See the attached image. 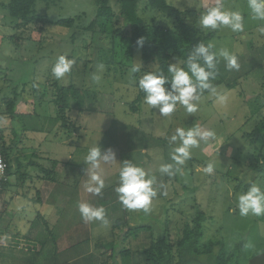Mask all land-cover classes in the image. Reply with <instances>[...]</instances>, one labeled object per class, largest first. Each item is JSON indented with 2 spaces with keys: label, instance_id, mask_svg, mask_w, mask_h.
Returning <instances> with one entry per match:
<instances>
[{
  "label": "rangeland",
  "instance_id": "374dc122",
  "mask_svg": "<svg viewBox=\"0 0 264 264\" xmlns=\"http://www.w3.org/2000/svg\"><path fill=\"white\" fill-rule=\"evenodd\" d=\"M167 1L190 11L188 20L196 26L203 9L216 2ZM222 2L227 9L242 12L245 28L233 32L222 27L215 30L217 34L210 42L217 50L227 48L234 53L240 69L229 71L221 58L224 82L215 87L216 92H203L195 114L178 105L169 116L148 106L145 96L133 111V102L142 92L139 79L146 72H154L157 63L144 61L139 48H133L131 55L128 38L112 40L96 26L85 33L76 32L75 38L69 29L49 23L44 31L39 24L17 29V18L3 13L0 6V129L11 148L12 165L10 183L0 194V250L12 253L0 258V264H22L19 252L14 251L38 250L27 245L32 244L28 240L46 236L58 238L51 250V254L56 253L51 264H108L112 251L104 245L110 241L117 244V256L130 248L133 264H151L147 261L148 248L161 235L168 237L176 258L184 222L192 220L199 209L206 214L205 238L217 236L220 229L218 235L242 260L264 252L263 216H241L238 208V196L251 184L264 187V172L255 167L264 162V140L255 131L256 119L250 118L264 100V68H258L264 58V21L252 19L248 0ZM35 9L50 20L76 16V25L86 26L96 18L97 2L37 0ZM138 13L160 40L170 42L167 36L173 39L172 35L179 38L181 30L175 17L150 7L149 0L139 1ZM42 34L47 35L46 41ZM51 43L55 44L52 54L51 47L41 50L42 45ZM60 55L74 58L75 64L70 73L57 80L51 69ZM175 62L181 66L180 60L171 59ZM133 64L141 65L140 72L131 73ZM93 74L100 75L99 82L93 81ZM234 78L237 86L225 85ZM17 81L25 84L17 86L21 99L13 119L7 104ZM60 93L67 101L65 122L57 117ZM197 126L211 129L214 138L201 141L191 150V159L180 166V173L172 177L161 174L162 163L174 164L171 152L177 145L170 143V138L176 129ZM97 145L102 151L111 148L116 153V161L101 165L105 187L100 195L85 189L88 176L84 158ZM125 160L155 177L158 195L149 213L124 209L119 201L115 188ZM209 162L214 163L213 174L203 171ZM80 202L103 206L109 226L99 221L85 223L78 210ZM117 217L123 220L120 228L113 226ZM141 224L152 225L153 232L140 227L137 236L126 234L130 227ZM68 233L74 241L85 239V244L71 245ZM246 244L252 247L246 248ZM233 260L236 262V257Z\"/></svg>",
  "mask_w": 264,
  "mask_h": 264
},
{
  "label": "clouds",
  "instance_id": "9594fccd",
  "mask_svg": "<svg viewBox=\"0 0 264 264\" xmlns=\"http://www.w3.org/2000/svg\"><path fill=\"white\" fill-rule=\"evenodd\" d=\"M248 8L254 20L264 21V0H248ZM204 30H217L222 27L230 28L233 32H241L245 28V18L241 11L230 10L225 7L222 0H216L212 7H208L199 19V25ZM264 31V28L261 29ZM137 44L143 46V38L138 39ZM225 62L226 68L239 71L240 64L237 56L227 48L216 49L213 42L199 43L187 57L186 65L180 66L178 62L171 63L168 72L170 79L162 72H146L138 82L139 88L146 94L144 102L152 107L158 108L162 116L171 115L178 105H182L187 113L195 114L198 110V103L205 90L215 93L216 88L212 83L217 76V65L220 59ZM75 64L74 58L60 55L52 66V74L60 80L72 71ZM103 65L100 66V69ZM141 65L133 64L131 73L140 72ZM99 74H93V81L99 82ZM221 101L223 96H219ZM215 136L211 129L203 126L191 127L187 130L177 128L170 138V143L175 146L171 152L173 163H162L159 167L161 174L169 177L180 173L181 167L187 160L191 159L192 149L200 146L201 141L207 142ZM116 161V153L113 149H101L99 145L88 150L84 158L87 164L85 172L88 176L86 190L89 193L100 195L105 187V180L102 177V163ZM214 163L209 162L203 169L206 174H213ZM155 177L149 172L129 160L123 161L119 169V185L115 192L119 201L127 210L149 213L152 209L154 198L158 192L154 187ZM166 195L167 193H163ZM238 208L241 216H264V187L253 183L246 192L238 196ZM78 210L85 223L99 221L102 226H109L107 211L103 206L96 207L87 202L78 203ZM246 248L252 247L250 244Z\"/></svg>",
  "mask_w": 264,
  "mask_h": 264
},
{
  "label": "trees",
  "instance_id": "16d2710c",
  "mask_svg": "<svg viewBox=\"0 0 264 264\" xmlns=\"http://www.w3.org/2000/svg\"><path fill=\"white\" fill-rule=\"evenodd\" d=\"M140 0H96L97 2V15L96 18L91 21L88 25H76L77 17H60L55 20L47 19L46 16L39 14L35 9L37 0H9L7 3L0 1V6L4 7V12L11 17L17 18L16 23L17 29L26 27L29 25H40V30L46 28L47 24H51V27H60L71 33L72 38L77 36L78 31L88 32L94 29L96 26L99 31L104 34H110L112 40L120 39L121 37L128 38L129 48L131 55L133 48H139L142 53L144 61L150 62L155 61L157 67L154 72H162L165 76L170 79L171 74L168 72V67L171 64V59H178L181 61V66L186 65L187 57L191 54L194 48L199 43L207 44L217 34L215 30H204L194 25L188 20L186 11H182L174 5L168 3L167 0H149L150 7L159 9L166 13L168 16L175 17L181 34L179 38L176 35L167 36L166 42L160 40L155 33L151 30L146 21L138 13V3ZM223 1V0H222ZM79 17V16H78ZM67 28V29H65ZM44 33V32H43ZM81 33V34H82ZM47 35L41 36L43 41ZM63 37V36H62ZM143 38V46L137 44L138 39ZM170 39V40H169ZM40 44V43H39ZM49 44L41 46V50L51 47V54L53 53L52 46L55 44ZM262 63L259 65V69H262ZM222 65L220 62L217 65V76L212 81L215 87L223 84ZM25 83L16 82L13 86L12 98L8 101V112L12 115L13 119L17 118L16 106L21 99V94L17 90L18 85ZM228 87H235L238 85V80L225 83ZM22 86V88H23ZM72 85L68 89H71ZM205 93L209 91L205 90ZM146 94L142 91L138 94L137 98L133 102L132 109L137 111V104L142 100V97ZM58 102V118L65 122L67 118V101L64 95L61 93L57 96ZM256 107V106H255ZM263 104L256 107L257 111L253 112L251 119H256V133L264 140V112L262 113ZM60 116V117H59ZM1 130V129H0ZM2 133V131H1ZM3 137V135H2ZM4 139V137H3ZM6 159L8 162V174L11 173V152L4 140L3 146ZM259 161V158H258ZM260 162V161H259ZM260 172H264V162L259 163L255 166ZM7 188L5 185L4 190ZM187 189V187H185ZM125 209V208H124ZM167 211V210H166ZM118 216V215H117ZM264 219V216H263ZM206 214L203 210L199 209L192 220L186 219L184 227L181 233L178 235L176 258L172 249V244L167 240V236H158L152 242L148 248L147 261L151 264H245L248 260H242V257L235 250L228 249L224 237L218 235L212 238H205V223ZM122 218L117 217L113 226L120 228ZM142 225V226H141ZM136 227H130L126 232L127 235L133 233L137 236V231L145 228L153 232V226L150 224H141ZM148 225V226H147ZM85 240V239H84ZM81 241L85 244V241ZM80 244V245H81ZM79 245V244H78ZM105 249H110L111 255L108 264H133V256L130 248H126L121 251L119 255H116L117 244L114 241L106 243ZM84 247V246H83ZM236 257L237 261L233 259Z\"/></svg>",
  "mask_w": 264,
  "mask_h": 264
},
{
  "label": "crops",
  "instance_id": "0c3cea01",
  "mask_svg": "<svg viewBox=\"0 0 264 264\" xmlns=\"http://www.w3.org/2000/svg\"><path fill=\"white\" fill-rule=\"evenodd\" d=\"M215 3L216 2L209 3V5H212V4L214 5ZM203 10L206 12L207 8H204ZM262 65H263L262 66V69H263L264 68V58L262 60ZM10 178H11V176L9 177V181L7 183V186L10 183ZM85 189H86V186H85ZM67 237L69 239L72 238L71 241L70 240L68 241L71 243V245L73 244L74 246H77L78 244L81 243L80 240L74 241L75 237L71 233H68ZM57 239H55V238L51 239V236H49V237L46 236V237L39 239V240H28V243H32V244H27V245H31L33 247L36 246V248L38 250L28 251V250H24V249L21 250L20 249V250H15L14 252L15 253L19 252V257H21V261L23 262L22 264H27V263H25V261L27 259L30 260L29 264H31V263L32 264H51V259H53V257L56 255V253L51 254V250H52V248L55 247V244L57 243ZM54 240H55V243L53 242ZM64 243H67V242H64ZM22 245H25V244L23 243ZM73 249H75V247H73ZM9 251H11V250H9ZM9 251H7V250L1 251L0 250V258L6 257L8 254L12 253V251L11 252H9ZM78 252L80 253L81 250H78ZM70 261H72V260H70Z\"/></svg>",
  "mask_w": 264,
  "mask_h": 264
},
{
  "label": "built area",
  "instance_id": "2783aa9c",
  "mask_svg": "<svg viewBox=\"0 0 264 264\" xmlns=\"http://www.w3.org/2000/svg\"><path fill=\"white\" fill-rule=\"evenodd\" d=\"M4 139L2 137V133L0 130V194L4 191L5 185L9 181L8 170V162L6 159V155L3 149Z\"/></svg>",
  "mask_w": 264,
  "mask_h": 264
},
{
  "label": "water",
  "instance_id": "95a60500",
  "mask_svg": "<svg viewBox=\"0 0 264 264\" xmlns=\"http://www.w3.org/2000/svg\"><path fill=\"white\" fill-rule=\"evenodd\" d=\"M245 264H264V252L254 255Z\"/></svg>",
  "mask_w": 264,
  "mask_h": 264
}]
</instances>
